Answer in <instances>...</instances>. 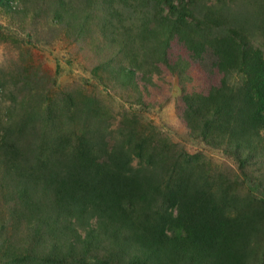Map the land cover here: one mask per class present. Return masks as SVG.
I'll use <instances>...</instances> for the list:
<instances>
[{
    "label": "trees",
    "instance_id": "1",
    "mask_svg": "<svg viewBox=\"0 0 264 264\" xmlns=\"http://www.w3.org/2000/svg\"><path fill=\"white\" fill-rule=\"evenodd\" d=\"M18 2L30 0H0V6L15 12ZM99 5L110 11L100 24L105 39L117 43L121 55L102 62L107 75L136 87V76L151 82L158 65H165L181 84L185 126L235 157L246 178L248 159L261 155L256 147L264 127V51L258 44H264V0ZM61 9L56 22L66 21L84 36L90 13L79 18ZM173 40L192 60L203 62L208 54L219 83L206 92L185 89L189 62H169ZM137 50L149 62L139 60ZM76 99L67 94L68 114L63 106L42 108L36 125L23 107L22 117L19 112L7 126L0 122V200L6 205L0 264H264V190L236 193L237 181L225 174L214 179L197 153L156 134H132L129 118L112 142L105 132L78 128L95 110L83 101L76 117L70 111ZM61 114L67 123L57 119ZM254 181L263 185L264 176Z\"/></svg>",
    "mask_w": 264,
    "mask_h": 264
},
{
    "label": "rangeland",
    "instance_id": "2",
    "mask_svg": "<svg viewBox=\"0 0 264 264\" xmlns=\"http://www.w3.org/2000/svg\"><path fill=\"white\" fill-rule=\"evenodd\" d=\"M65 2L61 6L56 0L18 2L15 12H7L0 6L1 123L7 126L18 118L19 112V117L25 115L26 110L36 125L41 110H44L42 108L47 106L55 107L57 111L66 108L64 112L67 113L65 102L67 94L71 93L77 97L75 106L70 107L76 117L84 107L83 101L86 104L90 102L91 110H95V113L89 112L88 116L81 118L84 123L78 122V128L87 125L90 130L105 132L112 142L119 137L117 132L123 127L124 118H129L127 130L132 134H156L184 152L197 153L201 156L200 163L214 179L225 174L237 181L236 193L245 195L253 192L257 195L264 190V181L260 186L254 181L264 176V127L261 129L262 140L256 147V152L261 155L248 159L245 164L246 179L240 174L235 157L221 148L205 144L185 126L179 116L181 84L165 65L157 63L159 72L153 73L151 82H143L136 76V87L127 82L114 81L107 75L102 62H107L112 53L116 55L112 56L114 59L121 55L116 52L117 43L105 39L100 24L110 11L102 9L100 0L95 3L91 0ZM60 7L64 8L61 10L66 15L90 13L92 22L84 36L78 33L77 27L70 28L66 21L56 22L55 14ZM121 11L122 15H129L123 8ZM258 44L264 51L263 40H259ZM97 46L102 47L98 49ZM135 55L139 60L147 58L149 62L143 52L137 50ZM207 55L203 56V62L192 60L185 46L176 40L171 42L169 62L177 58L189 62L187 71L190 78L184 82L185 89L206 92L219 83L221 75L211 66V58ZM145 69L148 70V66ZM140 74L139 71L137 75ZM22 107L25 109L23 112ZM66 117L61 114L57 119L63 124L67 123ZM5 208L4 200H0V214H6ZM261 248H264V238L260 242ZM258 255H261L260 251Z\"/></svg>",
    "mask_w": 264,
    "mask_h": 264
}]
</instances>
